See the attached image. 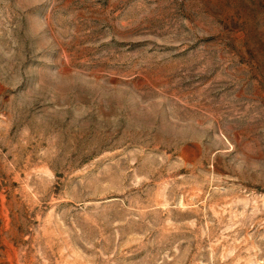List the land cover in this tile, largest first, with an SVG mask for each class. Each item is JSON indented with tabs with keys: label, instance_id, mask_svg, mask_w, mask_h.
Masks as SVG:
<instances>
[{
	"label": "rangeland",
	"instance_id": "obj_1",
	"mask_svg": "<svg viewBox=\"0 0 264 264\" xmlns=\"http://www.w3.org/2000/svg\"><path fill=\"white\" fill-rule=\"evenodd\" d=\"M0 264H264V0H0Z\"/></svg>",
	"mask_w": 264,
	"mask_h": 264
}]
</instances>
